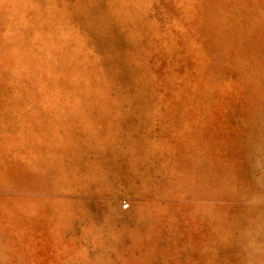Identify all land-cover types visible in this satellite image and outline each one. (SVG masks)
<instances>
[{
    "label": "rangeland",
    "instance_id": "rangeland-1",
    "mask_svg": "<svg viewBox=\"0 0 264 264\" xmlns=\"http://www.w3.org/2000/svg\"><path fill=\"white\" fill-rule=\"evenodd\" d=\"M0 264H264V0H0Z\"/></svg>",
    "mask_w": 264,
    "mask_h": 264
}]
</instances>
